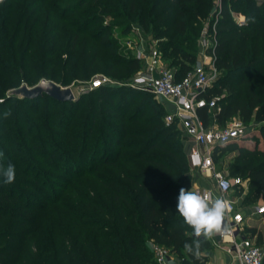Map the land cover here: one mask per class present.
I'll use <instances>...</instances> for the list:
<instances>
[{"label": "trees", "instance_id": "16d2710c", "mask_svg": "<svg viewBox=\"0 0 264 264\" xmlns=\"http://www.w3.org/2000/svg\"><path fill=\"white\" fill-rule=\"evenodd\" d=\"M12 1L0 0V106L16 99V97L8 98L9 92L6 93L7 82L11 81L16 84L25 82L23 85H33L39 80L47 78L48 68L57 65L52 60L53 57L60 55L55 48L50 46L53 40L49 37L52 32L59 31L60 26L58 25L54 30L50 29L49 31L48 28L55 21L67 22L69 15L78 10V6L74 8L61 6L60 2L64 0H57L56 2L53 0H18L17 4H12ZM93 1L81 0L79 5L82 6ZM103 1L116 3L115 0ZM209 1L211 0H152L151 2L150 12L157 17L158 21H161L167 12H175L172 20L166 22L168 30L160 31L156 34V38L172 51L168 62L164 55L162 60L169 69L174 71L176 80L183 79L194 69L191 63L195 60V56L191 52L185 53L182 48L170 41L167 43L163 41L172 29L174 32L179 31L181 35H184L188 30L185 22L179 20V17L183 15L182 9L196 7L204 11ZM6 2L11 4L7 5ZM166 4L170 8L166 9ZM221 4V20L218 24L216 44L214 45L215 65L220 75L213 86L201 94L207 99L219 98L218 109L202 108L198 111V116L205 127L210 126L213 120L217 125L224 126L234 118L240 119L244 124L252 120L263 123L264 4H260L258 0H221ZM36 7L46 10L45 22L41 28H38L37 23L31 24L33 10ZM100 8L102 6L97 9ZM107 10L105 8V11ZM233 13L244 16L245 23H237ZM100 20V16L86 18L82 22V26L79 25L76 28L71 47L74 46L79 35L86 34L90 25ZM71 25L74 26L72 23ZM192 25L194 24L192 23ZM191 30L195 37L200 32L198 28L193 26ZM107 40V35L99 39L101 43H106ZM187 41L193 42L188 39ZM160 53L163 54L161 49ZM111 57L115 65L121 67L123 64L130 72H138L143 67L140 58H130L125 61L116 57L114 52ZM51 81L57 82L56 76H53ZM222 85H227V94L223 92ZM126 90L129 91V89ZM126 90L115 86H103L97 89L101 93L102 106L107 112L106 115H110L119 124L120 131L116 133H121V139L127 136H138L146 137L147 140L135 143L131 141L122 145L121 141L115 142L119 136H115L116 134L109 130L106 132L109 141L105 148H102L101 145L95 147V151L92 153L94 162L92 171L97 172L101 167L107 165L117 171L116 174L107 178L96 175L95 179L102 188L101 200L92 206L89 203L85 206L97 215L99 219L97 224L108 231L102 232L103 229H99V233H96V240L99 241L102 238H106V240L99 244L96 249H92L91 245L85 242V246L76 248L75 251L62 256L61 259L69 264H123V260L128 261L129 264H150L151 260L153 262L155 260L145 244V240H147L167 248L171 254H176L182 264H206L207 252L212 247L210 241L203 243L202 255L199 260L187 253L183 245L185 242H191L194 237L191 228L184 224L175 210L180 188L193 190L191 162L185 152L183 141L177 140L178 135L182 132L176 124L166 126L164 118L167 112L165 109H163L164 116L156 108H152L151 114H148L146 106H143L130 116H126L137 101L133 93H128ZM45 97L56 105L69 103L58 102L46 95L35 100L22 98L20 100L23 104H27ZM103 102H107L109 106H105ZM70 104L72 108L75 105L74 102H70ZM71 111H66L67 113L63 118H68L72 113ZM48 112L50 118L48 124L51 127L55 125L54 113L51 109ZM147 116L150 118L145 119ZM95 121V107L90 104V114L78 134L69 132V121L64 118V123L59 126L62 134L56 138L58 139L57 142L51 137L32 136L36 127L28 125L30 129L28 128L25 136L27 140H30L28 144L34 152L35 158L25 159L29 166L24 171L19 170L17 173L24 179L32 178L33 183L23 181V187L34 189L35 197L44 199L49 191L46 187H38L40 178L36 176L38 165L35 159L37 158L45 159V165L50 166L55 171H61L60 163H62L66 166L63 170L66 176L72 174L77 175L76 177H82L80 173L75 172L72 166L76 167V164L81 165L85 161V151ZM139 122H142L147 129L143 132L130 134L126 126L130 123ZM3 132L4 128H1L0 133L3 134ZM6 133H8L7 129ZM262 133L264 138V126ZM254 139L259 143L257 138ZM18 145L20 148L12 155L13 157H17L21 153L28 154L25 143ZM60 145L66 146L68 152L76 154V159L73 160L69 154L63 153ZM11 147L14 146L11 144ZM133 149L136 150L130 152ZM111 150L116 151L111 155L113 152ZM228 150L238 151L239 162H241V166H237V164L233 166L236 170H234V174H229V176L240 177L239 175H245L242 179L250 180L249 193L245 194L242 204L251 198L254 200L260 197L264 198V150H248L232 142L215 149L214 161H217V155ZM14 165L17 167V162H14ZM149 168L158 173L151 172ZM33 169L37 171L34 174H32ZM2 179L1 177L0 181H3ZM10 185L12 192H10L11 195H8L7 189ZM16 186L15 181L11 184L0 185V202L22 203L23 198H17L14 191ZM234 189L238 196H241L244 190L241 186ZM58 199L59 196L52 198L53 202H57ZM1 208L0 205V230L4 225L3 220L7 217V213ZM245 231L252 237L257 236V244L261 246L262 235L255 227L245 228ZM5 237L6 235H0V242ZM24 240L25 236L22 235L18 242L23 243ZM42 250L48 252V248ZM52 251L55 252V249ZM46 252H43L46 260L42 258L41 264H54L51 258L55 257L54 254L56 256L58 254ZM17 253V248L0 247V264H15ZM28 264H36V262L32 260Z\"/></svg>", "mask_w": 264, "mask_h": 264}, {"label": "rangeland", "instance_id": "374dc122", "mask_svg": "<svg viewBox=\"0 0 264 264\" xmlns=\"http://www.w3.org/2000/svg\"><path fill=\"white\" fill-rule=\"evenodd\" d=\"M53 1L56 2L57 0ZM80 1L64 0L60 2V5L63 7L71 6L74 8L78 6V10L76 13L69 15L67 22L60 23L59 21H55L48 28L49 31L50 29L54 30L58 25L60 26L59 31L52 32L49 35L51 40H53L50 46L55 48L60 55L53 57L52 60L57 65L48 68L47 78L45 79L51 80L53 76H56L57 82L54 81L55 83L73 90L77 98L73 101L75 103L73 108L70 102L65 105H56L46 97L37 101L28 102L27 104H23L20 100L21 98L16 97V99L11 100L6 105L0 106V129L4 128L3 134L0 133V153H3V157H0V165L6 167L9 163L14 165V162H17L18 165L15 167V183H17V186L14 191L17 198H23L22 203H20L21 205L13 202H0L2 211L7 213V217L3 220V228L0 230V235H6V237L1 240L0 247L8 246L9 248L13 247L18 249L15 264H28L32 260L36 264H41L40 261L42 258L46 260L44 253L47 249L42 250L45 248H48V252H46L48 254H58V256L54 254L55 257L51 258L54 264H69L61 259L62 256L68 255L69 252L75 251L76 248L85 246V242H88L92 249H96L99 244L106 240V238H102L99 241L96 240V233H99L98 230L103 228L97 224L99 220L97 215L85 206L87 203L92 206L95 202L101 200L100 194L102 193V188L95 179L96 175L107 178L108 176L116 174L117 171L107 165L101 167L97 172H93L94 162L92 153L95 151L96 146L101 145L102 148H105L109 141L106 132L109 130H112L116 134L115 136H119L115 142L118 143L121 141L122 145L131 141L134 143L145 141L147 138L127 136L121 139V133H116L120 131L119 124L110 115H106L107 112L104 111L102 106L101 93L97 89H91L92 83L97 77L106 76L114 83L115 87L124 90L129 89V91H126L133 93L137 101L127 112L126 116H130L136 110L143 108V106H146L148 114H151L152 108H156L160 114L165 115L162 101L152 92L127 86L143 71V67L138 72H130L123 64L121 67L115 65L111 54L114 52L116 57L127 61L130 58H138L140 49L147 51L157 50L159 52L161 49L163 51V54L160 53L161 57L164 55L168 62L171 58L172 51L167 45L160 43L156 38V34L160 31L168 30L166 22L172 20L175 12H167L164 18L158 21L157 17L150 12L152 0H115L116 3L114 4L103 0H94L82 6L79 5ZM258 1L260 4H264V0ZM11 3L17 4L18 0H13ZM6 4L9 5L8 2ZM99 6H102V8L97 9ZM105 8L108 10L105 11ZM167 8H170L168 4H166ZM221 11V0L209 1L204 11L196 7L182 9L181 12L183 15L179 17V20L185 22L188 30L184 35H181L179 31L174 32V29H172V31L168 32L167 38L163 42L167 43L170 41L182 48L185 53L191 52L195 56V60L191 65L195 68L206 60L204 56H207V59L212 56L211 48L216 43ZM45 14V9L41 10L36 7L33 10L31 24L37 23L38 28H41L45 22ZM94 16H100L101 20L91 24L88 32L79 35L76 42H74V46L71 47L73 37L76 34V28L79 25L82 26V22L86 18H92ZM233 17L239 24H243L246 21L244 16L233 13ZM191 21L194 25H192ZM192 26L200 30L196 37L191 30ZM104 35L108 36V40L106 43H101L99 39ZM187 39L193 42L190 43ZM142 65L144 66L143 60ZM23 83L25 82L21 84H16L11 81L7 82L6 93L12 91L14 88L21 87ZM36 84H27V86L33 87ZM222 88L223 92L227 94V85H222ZM90 104H93L95 107L96 121L85 151L86 158L81 165L76 164V167L71 165L75 172L80 173L82 177H76L77 175L72 174L66 176L63 173L64 167L66 166L62 163H60L61 171H55L50 166L45 165V159L37 158L35 161L38 165V172L33 169L32 174L37 172L36 176L40 178L38 187H46L48 188L47 191L49 190L50 192L48 191L46 193L45 199L35 197L34 189L24 188L22 185L23 181L32 184L33 179H24L17 173L19 170L24 171L29 166L25 162V159L31 160L35 158L34 152L28 144L30 140H27L25 136L28 132V125L36 127L32 136L39 137L41 135L42 137H51L56 141L58 140L56 138L62 134L59 126L61 123H64L65 118L69 121V132L78 134L80 128L88 119ZM103 104L109 106L107 102H103ZM49 109L53 111V119L55 121V125L51 127L48 124V120L50 119ZM70 110H72V113L70 114L69 112L70 115L68 118H63ZM6 112L9 113L7 117H5ZM148 118L150 117L147 116L145 119ZM142 122L128 124L126 126L128 132L133 134L146 130L147 127ZM229 122L225 125L223 124L224 126L218 125V127H225ZM245 125L247 126V135L235 141V143L239 147L248 150H264V138L262 135L264 122L260 123L252 120ZM6 129L8 133H6ZM254 138H257L259 143ZM178 139L183 141L185 147L186 138L184 135L179 134ZM20 143L26 144L28 154L21 153V155L13 157L12 155L20 148V145H18ZM11 144L14 147H11ZM60 148L63 153L69 154L71 159H76V154L68 152L66 146L60 145ZM135 150L133 149L130 152H134ZM115 151L111 152V155ZM217 156L215 163L219 171L234 174L233 172L236 169L233 166L235 164L241 166L239 153L236 150H228ZM149 169L153 173H158L152 168ZM191 170L193 174L192 179L194 180L195 172L192 168ZM239 176L243 178L245 175ZM2 180L0 181V185L5 184L4 178ZM244 181L245 188L241 196L236 195V190L234 189L232 198L237 203L236 206L243 205L241 206V210L246 211L260 206L264 202V198L260 197L257 200L251 198L248 202L242 204L246 196L245 194L249 193L250 184L249 179H244ZM10 192H12L11 185L7 189L8 195ZM57 196H59L58 201L53 202L52 198L54 199ZM245 218V224L256 226L258 232L262 235L261 246L264 247V216H255L253 220H249L250 215H247V212H245ZM102 232L108 231L103 229ZM22 235L25 236V240L23 243H20L18 240H20ZM11 239H14V241H11ZM145 244L149 249V253L153 254L151 242L145 240ZM53 249H55V252L52 251ZM171 255L175 262L181 263L180 258L176 254ZM152 258L155 260L154 254ZM122 263L129 264L125 260ZM150 264H157V262L156 260L154 262L151 260Z\"/></svg>", "mask_w": 264, "mask_h": 264}, {"label": "built area", "instance_id": "2783aa9c", "mask_svg": "<svg viewBox=\"0 0 264 264\" xmlns=\"http://www.w3.org/2000/svg\"><path fill=\"white\" fill-rule=\"evenodd\" d=\"M211 50V58L204 56L206 60L183 79L176 80L174 71L165 65L159 51L140 49L138 58L144 61L143 71L127 86L150 91L162 102L173 106L175 111L164 118L166 126L176 124L186 140L194 144L191 152L192 169L214 182V188L195 187L193 190L212 197L222 195L229 202L231 211L225 218L224 226L230 231L220 235L226 245V252L238 264H264V248L245 231V215L240 209L237 210L239 206H236L237 203L232 198L234 188H245V181L241 177H231L219 171L213 157L217 147L245 137L247 126L236 118L222 128L205 127L198 116V111L202 108L218 109L219 98L207 99L201 96L220 75L215 65L214 46ZM103 86H114V83L106 76H99L92 83L91 89ZM255 214L264 216V202L257 207ZM151 248L157 264H171L174 261L167 248L153 242Z\"/></svg>", "mask_w": 264, "mask_h": 264}, {"label": "clouds", "instance_id": "9594fccd", "mask_svg": "<svg viewBox=\"0 0 264 264\" xmlns=\"http://www.w3.org/2000/svg\"><path fill=\"white\" fill-rule=\"evenodd\" d=\"M7 115L9 113L6 112L5 117ZM0 157H3V153H0ZM0 176L4 178V183H13L16 178L15 166L11 163L6 167L0 165ZM175 210L184 224L191 228L194 237L191 242H185L183 247L197 260L201 258L204 242L230 231L224 226V221L231 209L222 195L212 197L207 193L181 187Z\"/></svg>", "mask_w": 264, "mask_h": 264}, {"label": "crops", "instance_id": "0c3cea01", "mask_svg": "<svg viewBox=\"0 0 264 264\" xmlns=\"http://www.w3.org/2000/svg\"><path fill=\"white\" fill-rule=\"evenodd\" d=\"M164 105V109L166 110L167 114L174 112V108L171 104H168L166 102H162ZM218 126L216 123H214V120L211 122V125L208 127ZM194 148V144L191 141L186 140L185 141V152L191 162V152ZM194 170V169H193ZM194 180H193V188L200 187V188H214V182L212 179L206 178L205 176H202L197 170H194ZM263 204V203H262ZM261 204V205H262ZM241 206L239 205V209L241 210ZM257 207L251 210H241L244 215L245 212H247V215H250L249 220H253V218L256 217H262V215H256ZM246 221V219H245ZM245 227H255L253 225H246ZM257 229V228H256ZM249 234V233H248ZM250 235V234H249ZM251 236V235H250ZM253 238L257 242V236H253ZM211 243V249L207 252V261L206 264H238L233 258L226 252L225 244L222 240V237L220 235L214 236L211 240H209ZM263 247V246H261ZM264 248V247H263ZM171 264H182L179 262H175V260Z\"/></svg>", "mask_w": 264, "mask_h": 264}, {"label": "water", "instance_id": "95a60500", "mask_svg": "<svg viewBox=\"0 0 264 264\" xmlns=\"http://www.w3.org/2000/svg\"><path fill=\"white\" fill-rule=\"evenodd\" d=\"M48 96L58 102H73L77 98L73 90L58 85L54 81L43 79L33 87L22 85L8 93V98L18 97L22 99L35 100L43 96Z\"/></svg>", "mask_w": 264, "mask_h": 264}]
</instances>
